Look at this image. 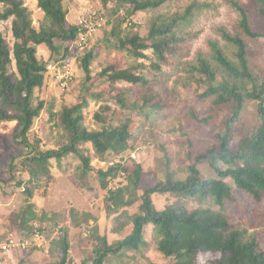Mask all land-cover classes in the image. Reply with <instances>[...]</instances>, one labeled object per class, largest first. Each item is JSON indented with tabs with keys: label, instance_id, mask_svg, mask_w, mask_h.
Returning a JSON list of instances; mask_svg holds the SVG:
<instances>
[{
	"label": "trees",
	"instance_id": "16d2710c",
	"mask_svg": "<svg viewBox=\"0 0 264 264\" xmlns=\"http://www.w3.org/2000/svg\"><path fill=\"white\" fill-rule=\"evenodd\" d=\"M64 1L37 0L44 17L39 28H36L32 11L25 0H0V23L12 19L14 38L11 47L0 31V123L16 121V138L29 148L25 161L29 180L18 182V186L24 187L28 204L15 219L19 229L27 231L29 235L35 233L32 222L38 218L48 219L45 214L38 217L31 200L42 180L52 178V160L61 161L75 155L81 161L78 178L85 182L95 169L92 166L93 158L86 153L84 145L90 144L94 156L105 160L121 156L132 148L129 120L113 125L107 123L101 113H97L95 119L101 123V128L90 130L86 126L84 110L91 99L103 98L98 93L90 98L81 97L77 104L65 106L58 114L59 125L68 138L67 143L59 149L42 151L30 143L29 133L45 109V102L37 98L36 91L45 85L48 65L59 61L71 63L70 57L84 49L88 41L83 46L75 45L72 50L70 44L78 41L83 30L78 24L68 21ZM93 1H99L105 8L112 4L111 14L118 15L121 28L136 13L156 10L171 0ZM228 2L239 15L237 31L221 30L225 45L211 41L210 53L199 52L192 61L186 60L190 53L186 52L189 40L184 32L193 22L195 12L200 10L197 3L189 6L183 14L155 18L147 40L135 31V24L131 21L129 25L132 27L124 29V36L118 39L113 36L114 47L135 60L146 58L144 51L151 49L154 59L150 66L155 73L153 78H150L149 72L137 73L143 68L142 64H132L125 69L112 64L100 74L110 92L115 91L118 83L144 88L138 99L143 103L139 112L150 108L151 112L145 113L149 117L150 113L163 112L166 108L164 95H170L166 83L178 73H185V87L195 90L194 104L203 103V109L207 111L200 118L198 109L192 106L189 115L203 129L212 130L215 142L197 157L195 164L188 166L186 178H179L176 172L168 171L166 178L154 186L142 188L146 171L140 163L125 164L122 160L112 162L107 169H98L101 188L108 192L106 212L108 218H113L112 232L120 234L129 226L133 229L125 239L113 244H109L106 236L96 232L98 244L92 264H105L109 256L143 252L148 246L145 229L149 225L155 229L157 250L166 258L173 259L172 264H264V249L257 233L234 224L227 213V203L233 201L234 195L233 188L226 182L232 180L237 189L249 194L256 203L264 204V80L255 77L249 50L250 41L264 38V0ZM120 12L125 14L122 16ZM114 30L113 35L123 32L117 29L118 33L115 34L116 28ZM40 46L49 50V59L43 60L38 56ZM95 57V52L91 50L81 58L87 81L92 79L91 64ZM164 66L174 67L176 73L163 72ZM91 86L94 87V84ZM86 91L89 93L90 89ZM113 99L122 109H128V100L120 95ZM250 101L258 102L259 123L254 130L242 133L237 125ZM134 104L137 106L138 102ZM103 110L111 108L104 106ZM53 116L56 114L53 113ZM235 143L237 149L233 148ZM200 162L216 166L217 177L204 179L198 167ZM122 174L126 183L110 189V182ZM157 194L169 195L175 201L159 210L153 202V196ZM194 198L212 200L213 207L190 209L186 201ZM138 202H141L139 212L130 214L127 208ZM258 218L260 224L264 225V207ZM52 244L53 252H61L60 261L56 264H76L70 257L68 230H62ZM204 255L214 258L208 256L203 263L201 259Z\"/></svg>",
	"mask_w": 264,
	"mask_h": 264
},
{
	"label": "rangeland",
	"instance_id": "374dc122",
	"mask_svg": "<svg viewBox=\"0 0 264 264\" xmlns=\"http://www.w3.org/2000/svg\"><path fill=\"white\" fill-rule=\"evenodd\" d=\"M240 1L248 2V0ZM25 2L32 11L34 26L39 28L44 13L38 8L37 0H25ZM196 3L200 6V10L195 12L193 22L185 28L184 32L189 40L186 44L188 48L186 52L190 53L186 60L192 61L199 52L210 53L209 43L211 41H218L221 45H225L221 30L231 33L237 31L239 15L228 0H171L156 10L138 12L129 21L135 24V31L146 39L149 37L150 25L155 18L183 14L189 6ZM64 6L70 24L77 25L81 20L102 18V25L98 31L88 37L84 49L70 57L75 72V79L70 88L66 91L62 90L56 81L47 75L44 87L36 91L37 98L45 102V109L36 119L29 133L30 143L38 146L42 151L59 149L67 143L68 138L59 125L58 114L65 106L77 104L81 97L90 98L91 95L98 93L103 98L91 99L84 110L86 126L90 130L101 128V123L95 119L97 113H101L107 123L113 125L129 120L133 135L130 141L132 148L121 156L105 160L94 156L95 153L90 144L84 145L86 153L91 154L93 158L92 166L95 169L89 173L88 180L85 182H81L78 178L81 161L75 155H70L61 161L52 160V178L42 180L41 186L35 191L31 200L38 217L45 214L48 219L38 218L32 222L35 233L29 235L27 231L20 230L15 223L17 215L28 204L24 187L18 186V182L29 180L25 167L29 148L16 138L18 129L16 121L0 123V241L4 242L15 236L16 238H27L31 242V246L27 249H15L8 254L0 253V264H56L60 261L61 252H53L52 243L64 229L70 234V257L73 263L89 262L92 264L95 258L94 250L98 244L95 237L96 232L100 236H106L109 244H113L125 239L133 229L129 226L120 234L112 232L113 218H108L106 212L108 192L101 188L97 176L98 169H107L113 164L112 162L122 160L125 164L140 163L146 171L141 183L142 188L154 186L158 181L166 178L168 171L176 172L179 178H186L188 166L195 164L197 157L204 154L215 142L212 130L203 129L202 125L189 115L192 106H196L200 118L203 117L202 114H207V111L203 109L205 106L203 103L194 104L195 90L193 87H185V73H178L166 83L170 92L168 97L164 95L166 98L164 103L167 106L163 112L150 113L149 117L145 113L151 112L150 108L139 112L143 103L138 99L144 92V88L128 83H118L115 91L110 92L109 86L103 82L100 74L112 64L119 69H125L132 64H142L143 68L137 73L147 74L149 72L150 78H153L155 73L150 66L154 59L151 49L144 51L146 58L135 60L126 52L114 47L115 37L118 39L124 36V29L127 30L132 26L127 21L121 28L119 27L118 15L111 14L114 7L112 4L105 8L99 1L65 0ZM120 13L122 16L125 14ZM102 14L105 16L102 17ZM11 28L12 19L0 23V31L12 47L14 38ZM115 28V34L118 33L117 29L123 32L113 35ZM70 46L72 50L75 49V45L70 44ZM91 50L95 52L96 57L91 64L92 79L87 81L81 58ZM249 50L255 77L264 80V38L250 41ZM49 54L45 46L38 47V56L41 59H49ZM13 69L16 70L15 66ZM163 72L176 73V70L174 67L164 66ZM92 84L94 87L91 86ZM87 89H90L89 93ZM126 91L128 93L125 94ZM118 95L128 100V109H122L117 105L113 98ZM136 101L137 106L134 104ZM104 106H109L111 110H103ZM53 113L56 116H53ZM258 123V102L250 101L242 112L237 125L238 130L242 133L252 131ZM233 148L237 149L236 143ZM198 167L204 179L217 177L216 166L211 163L200 162ZM226 182L233 188L234 195L233 201L227 203V213L231 221L249 229L251 233H257L264 249V225L260 224L258 218L264 204L256 203L249 194L237 189L232 180L228 179ZM125 183V177L122 174L110 182L109 188L115 189ZM174 201L175 199L169 195L153 196L155 207L159 210H163ZM140 204L141 202H138L127 208L128 212L130 214L139 212ZM186 204L190 209L208 208L212 206V200L194 198L187 200ZM145 240L148 246L143 252L109 256L105 264L173 263V259L166 258L157 250V238L152 225L145 229ZM208 256L214 258L211 255H204L201 259L203 263Z\"/></svg>",
	"mask_w": 264,
	"mask_h": 264
},
{
	"label": "built area",
	"instance_id": "2783aa9c",
	"mask_svg": "<svg viewBox=\"0 0 264 264\" xmlns=\"http://www.w3.org/2000/svg\"><path fill=\"white\" fill-rule=\"evenodd\" d=\"M102 18H92L89 20H81L79 22V26L81 27V35L75 44L77 46H83V44L87 41L88 37L94 34L101 28ZM47 75L51 76L53 80L62 88V90L66 91L70 88L72 82L75 79V72L71 63L66 62H54L48 65L47 67ZM31 246V242L27 238H16L12 236L8 238L6 241H0V253L11 252L15 249H27ZM35 246V245H34Z\"/></svg>",
	"mask_w": 264,
	"mask_h": 264
}]
</instances>
